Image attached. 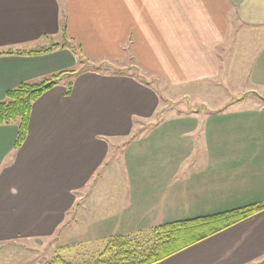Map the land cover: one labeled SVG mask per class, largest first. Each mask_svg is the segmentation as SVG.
<instances>
[{"label":"crops","instance_id":"1","mask_svg":"<svg viewBox=\"0 0 264 264\" xmlns=\"http://www.w3.org/2000/svg\"><path fill=\"white\" fill-rule=\"evenodd\" d=\"M64 36L66 45L47 52L0 54V100L20 82L73 70L32 102L18 147L16 124H0V242L51 236L50 249L62 252L78 244L72 234L106 241L148 231L232 208L242 181L243 200L264 202V145L228 141L264 137V109L166 116L158 93L211 104L207 89L223 75L247 84L236 100L263 101L264 0H0V50L40 48ZM118 150L128 204L113 214L118 201L101 196ZM83 216L92 222L82 231ZM262 259L264 210L154 264Z\"/></svg>","mask_w":264,"mask_h":264},{"label":"trees","instance_id":"2","mask_svg":"<svg viewBox=\"0 0 264 264\" xmlns=\"http://www.w3.org/2000/svg\"><path fill=\"white\" fill-rule=\"evenodd\" d=\"M64 28H61L63 35ZM57 45L59 42L28 50L9 48L0 50V54H37L50 51ZM65 71L73 70H59L35 82L23 81L5 91L4 98L0 100V124H16L14 147H18L26 136L32 102L55 85ZM70 88L71 82H68L66 93ZM262 210L264 202H253L215 213L167 221L149 230L150 238H147L149 241L146 239L148 244L145 248L140 247L142 239H137L136 235H113L107 238L97 257L84 264H154ZM47 264L72 263L56 254Z\"/></svg>","mask_w":264,"mask_h":264},{"label":"rangeland","instance_id":"3","mask_svg":"<svg viewBox=\"0 0 264 264\" xmlns=\"http://www.w3.org/2000/svg\"><path fill=\"white\" fill-rule=\"evenodd\" d=\"M59 38L60 37H56L51 40H47L43 42L45 44L44 46H49L51 43H54V42H59V45H57V47L59 46L63 47V45L61 44L66 45L65 43L68 42L67 39L65 38L59 39ZM87 64L88 63L83 65L81 63L79 68H81L82 66L87 67ZM221 76L222 78L220 79L219 82L215 84L214 88L207 89L208 91L207 96H208L209 101L213 99L211 101V104L203 105L200 102L201 99L190 100L189 98H181L177 102H171L169 99L178 97L179 94H175L174 96V94H172L171 91L160 89L158 93L161 95V104H160L161 115L173 116L174 114H176V112H180L182 114L191 113V112L198 113V114L205 113V112L208 113L210 111L209 109H218V111L226 110L227 112L239 109L241 111H244L245 113H251V114L255 113L256 114L258 109H261V108L264 109V102H263L264 99L263 101H261L254 95H245L242 99H237V100L233 98V96H237V95L242 96L245 90H247L246 89L247 84L242 82L241 86L243 87H241L240 85L235 86L230 83L229 79L227 78L225 79L223 75ZM162 94H164L163 97H162ZM257 99L260 100V102H263L261 105L263 107L257 105ZM193 100L195 103H193ZM189 102H192L193 104ZM204 123L203 121L200 122V124H204ZM254 132L255 131H251L250 134H254ZM223 140L224 138H215L214 142L215 144H222ZM228 141L230 143H233V145L257 146V144L259 143L264 145V137L258 139L253 136L245 137V138L234 136V137H229ZM123 142L124 140H119V145L121 146ZM206 142L207 143L209 142L208 137L206 138ZM117 156H118L117 160L115 159L111 160L113 168L111 170L107 169V173L104 175L107 178H112V181L110 182L111 185L107 184L104 186L105 191H102V196H101L102 200H110V203L112 205H116V203H114V200L118 201V208L116 209L114 207L111 210L113 214H117V213L121 214L122 210L128 204V201H127L128 194H126L127 183H126V178H125V169L123 167L122 151L119 152L118 150ZM201 165H202V159L198 161L196 164H194V167L196 168ZM103 170L104 169H101V171ZM245 171L246 170L244 169L243 173ZM238 180L240 181L241 178L239 177ZM242 182H240L239 186L236 188L238 193L237 195H235V199L237 201L235 200L236 202H232V203H237V204H233L235 205L233 207H237L238 204L243 205L246 203H253L250 200H248L250 199V197L245 198V200L241 198L245 190ZM254 197H258V196H254ZM253 199H257V198H253ZM252 201H257V200H252ZM257 202L262 203L263 201L260 200ZM103 217L104 216H102L101 218ZM82 218L85 219V223L87 227L80 225V227H77L76 229L78 230L80 229L83 231L86 228H88V226L90 225V222L92 221L89 220L90 217L83 216ZM72 235L75 236V241H72V242H77L78 244L71 246L68 249L62 250V252H60V250L54 251L50 249L52 245L51 242H53L51 239V236L47 238L38 239L37 241L34 239L21 238V239H16V240L9 241V242H0V264H44V263L47 264L48 261L50 260V256H51L50 253L52 255L57 254V253H63L62 255L64 256L62 257L63 258L65 257V259L69 260V262H71L72 264H76V262L79 264L90 263L95 257H97L98 253L100 252V250L102 249L105 243L104 238H97L95 237L94 234L86 233L85 234L86 238L81 239L80 241L77 240V237H76L77 234H72ZM81 235L82 234H80V236ZM128 235H132V236L136 235L137 239L139 240L142 239L140 241V247L142 248L146 247L149 241L148 239L150 238L149 230L141 231V232L139 231L131 232ZM146 239L148 241H146ZM251 264H264V259H262L259 263H257V261H254Z\"/></svg>","mask_w":264,"mask_h":264}]
</instances>
